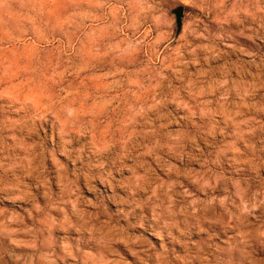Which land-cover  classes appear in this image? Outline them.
<instances>
[{
  "label": "rangeland",
  "instance_id": "1",
  "mask_svg": "<svg viewBox=\"0 0 264 264\" xmlns=\"http://www.w3.org/2000/svg\"><path fill=\"white\" fill-rule=\"evenodd\" d=\"M0 264H264V0H0Z\"/></svg>",
  "mask_w": 264,
  "mask_h": 264
},
{
  "label": "water",
  "instance_id": "2",
  "mask_svg": "<svg viewBox=\"0 0 264 264\" xmlns=\"http://www.w3.org/2000/svg\"><path fill=\"white\" fill-rule=\"evenodd\" d=\"M173 13L175 15V24H176V31L175 35L179 32L181 25H182V15H183V7L182 6H177L174 8Z\"/></svg>",
  "mask_w": 264,
  "mask_h": 264
}]
</instances>
